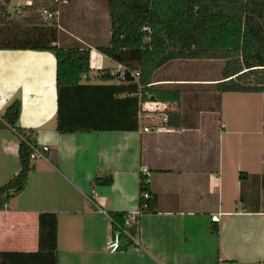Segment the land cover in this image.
Instances as JSON below:
<instances>
[{
  "label": "crops",
  "instance_id": "obj_1",
  "mask_svg": "<svg viewBox=\"0 0 264 264\" xmlns=\"http://www.w3.org/2000/svg\"><path fill=\"white\" fill-rule=\"evenodd\" d=\"M19 1L23 5L16 7L30 2ZM94 14L88 25L78 24L81 32L56 26L53 45L85 47L90 67L79 87L63 90L59 101L51 52L0 50V120L18 100L17 127L49 148L46 159L31 162L24 191L0 210V264H264L263 93L218 94L213 88L206 100L200 90L184 94L161 87L160 80L155 87L180 92L179 102L170 103L180 127L144 133L147 122L138 119L131 86L99 77L117 64L97 50L108 45L110 31L102 43ZM25 18L23 26L0 19V42L21 37L30 28ZM58 119L66 127L95 129L62 134ZM18 151L19 138L1 126L0 187L19 172ZM140 167L150 172L153 200L138 218L140 248L110 254L105 243L111 224L97 207L136 211ZM239 173L247 177L240 181ZM106 176L110 186L94 185ZM216 214L220 220L212 223Z\"/></svg>",
  "mask_w": 264,
  "mask_h": 264
},
{
  "label": "trees",
  "instance_id": "obj_2",
  "mask_svg": "<svg viewBox=\"0 0 264 264\" xmlns=\"http://www.w3.org/2000/svg\"><path fill=\"white\" fill-rule=\"evenodd\" d=\"M11 0H2L0 16L8 17ZM110 39L107 46L97 50L128 71L139 72L136 84L129 73L124 83L131 86L138 102L154 100L178 103L180 92L149 86L155 73L175 60L223 61L221 78L214 84L222 93H264V0H107ZM1 19V18H0ZM0 43V50H32L51 52L56 61V89L58 101L63 90L79 87L83 75L90 71L89 50L78 46L64 48L53 45L57 41L55 23H41ZM101 80H118L109 70L100 72ZM138 85L140 88H138ZM121 89V87H118ZM20 102L14 100L4 111L0 127L7 126L31 142V131L17 127ZM181 116L168 113L166 127H180ZM95 129V128H90ZM88 128L66 127L58 119L59 133L89 131ZM31 150L19 139V172L0 187V210L21 194L33 170ZM247 177L239 173L240 181ZM95 186H110L112 177L95 178ZM148 192L144 178L139 180V194ZM153 200L147 201L151 210ZM122 224L125 213H109ZM217 233L218 229L213 228ZM131 244H124L128 249Z\"/></svg>",
  "mask_w": 264,
  "mask_h": 264
},
{
  "label": "rangeland",
  "instance_id": "obj_3",
  "mask_svg": "<svg viewBox=\"0 0 264 264\" xmlns=\"http://www.w3.org/2000/svg\"><path fill=\"white\" fill-rule=\"evenodd\" d=\"M30 1L32 2L31 6L16 7L23 5V3L19 0H15L10 6V11L12 13H10L8 17H4L3 15H1V20L4 21L7 18V20L12 18L10 19V21H6L5 23H11L13 25L16 24L17 26H20L22 24L21 18L25 14L26 18L24 20L30 21L29 27H31L32 24H45V21L43 19V10L55 9V4L51 0ZM57 7L60 16L58 23H56V26L59 25L63 30L65 29L68 31H71V28L79 29L78 24H80L81 26L84 24L88 25V22L91 20V13L98 12V14H96V18L94 14L92 16V19L93 21L95 20L98 28L100 29V39L104 37V41L102 43H105L106 35L109 32V23L107 17V0H68V4H62ZM52 23L53 22H47L46 24ZM24 27L26 28V24H24ZM79 31L81 32V29H79ZM66 38H68L66 37V35L61 34V40H65ZM223 64L224 62L220 60H175L162 67L155 73L153 80L158 82H153V84H160L161 80L162 82H164L161 83L163 84L160 85L161 87L163 86L165 88H177L181 90L184 94H188L190 90H196L198 92L200 90L203 94L205 93L203 97L207 100L208 94L212 92L214 87L190 85V82L193 81L195 82V84H208L210 82L218 81L221 78V70ZM104 65H108L107 61H104ZM177 80L185 82L184 84L186 85H170V83L168 82L172 81L174 83V81Z\"/></svg>",
  "mask_w": 264,
  "mask_h": 264
},
{
  "label": "built area",
  "instance_id": "obj_4",
  "mask_svg": "<svg viewBox=\"0 0 264 264\" xmlns=\"http://www.w3.org/2000/svg\"><path fill=\"white\" fill-rule=\"evenodd\" d=\"M56 8L55 9H44L43 17L46 22L58 23L60 13L58 11L59 5L68 4V0H51ZM27 6H31L32 2H28ZM55 21V22H54ZM126 73H129L130 77L133 78L134 82L138 84L140 74L136 71H128L127 68L123 65L117 64L115 69L109 70V74L111 76H117V79L120 81H125ZM82 78H86V75H83ZM149 86H155V84H151ZM138 88L140 86L138 85ZM264 97V93H263ZM171 111V105L168 102L154 100L150 96L147 95V100L139 102V113L138 119L140 123L147 122L142 129L144 133L156 132L160 129L166 128L168 122V113ZM11 129V128H10ZM14 134L20 139L24 140L25 143L29 146L31 153L29 155V160L31 162L46 159L47 154L49 152V148L47 146L37 145L32 142H27L24 137L14 129H11ZM140 178H144V184L148 185L150 172L146 167L139 168ZM150 199V194L148 192H144L139 194L138 198V208L134 212L125 213L123 217L122 224L117 223L112 219L109 213L97 207V212L107 217L111 224V233L106 240L105 248L108 253L114 254L119 252L124 244H131L129 249L138 250L140 248V243L137 238L138 234V218L143 212L148 209L147 201ZM220 220V215L216 214L211 216L210 221L212 223H218Z\"/></svg>",
  "mask_w": 264,
  "mask_h": 264
}]
</instances>
